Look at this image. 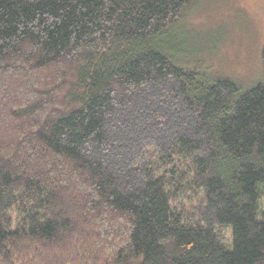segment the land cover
Listing matches in <instances>:
<instances>
[{"label":"trees","instance_id":"trees-1","mask_svg":"<svg viewBox=\"0 0 264 264\" xmlns=\"http://www.w3.org/2000/svg\"><path fill=\"white\" fill-rule=\"evenodd\" d=\"M195 1L0 0V264H264V83L167 51Z\"/></svg>","mask_w":264,"mask_h":264},{"label":"rangeland","instance_id":"rangeland-1","mask_svg":"<svg viewBox=\"0 0 264 264\" xmlns=\"http://www.w3.org/2000/svg\"><path fill=\"white\" fill-rule=\"evenodd\" d=\"M163 44L178 63L248 90L264 83V0H196ZM217 231L229 244L230 231Z\"/></svg>","mask_w":264,"mask_h":264}]
</instances>
